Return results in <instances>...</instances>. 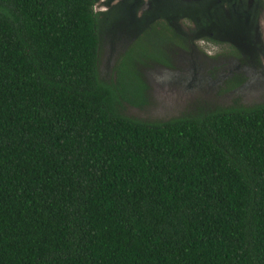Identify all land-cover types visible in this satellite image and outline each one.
Wrapping results in <instances>:
<instances>
[{"label":"trees","instance_id":"obj_1","mask_svg":"<svg viewBox=\"0 0 264 264\" xmlns=\"http://www.w3.org/2000/svg\"><path fill=\"white\" fill-rule=\"evenodd\" d=\"M95 1L0 0V264H264V103L125 114L148 104L136 67L171 66L208 8Z\"/></svg>","mask_w":264,"mask_h":264},{"label":"rangeland","instance_id":"obj_2","mask_svg":"<svg viewBox=\"0 0 264 264\" xmlns=\"http://www.w3.org/2000/svg\"><path fill=\"white\" fill-rule=\"evenodd\" d=\"M151 3V0H141L140 5L135 7V16L139 17L151 9ZM129 4L124 3L123 6ZM102 5L99 0L95 8L104 10ZM223 25L225 23L216 22L213 34L205 32L195 37L191 32L192 24L182 22V28L190 32L185 48L168 51L171 66L150 62L136 67L147 86L148 104L142 105V108L129 106L125 114L137 119L165 120L188 114L199 107L264 103V12L261 13L258 29L260 41L253 37L244 40V29L238 27L231 28L225 34ZM119 33H122V40L115 44V51L108 50L110 44L106 41L101 44L99 69L105 79L112 77L114 63L139 36L135 29H127V32L121 30ZM156 43L159 49L167 44L161 38L148 39L147 42L149 45ZM234 45H238V48ZM146 50L152 48L146 46ZM243 50H248L249 57L244 56ZM230 81L235 83L228 84Z\"/></svg>","mask_w":264,"mask_h":264},{"label":"flooded vegetation","instance_id":"obj_3","mask_svg":"<svg viewBox=\"0 0 264 264\" xmlns=\"http://www.w3.org/2000/svg\"><path fill=\"white\" fill-rule=\"evenodd\" d=\"M100 1L103 4L102 7H104V10L95 8V5L99 3V0H96L94 3L95 11H105L110 6L123 3L126 0H120V1L119 0H100ZM162 1L163 2L164 1L165 2L176 1L179 3H189V4H195L198 6L200 5L206 6L208 8L209 14H211L208 16V18L212 20V24H214V21L218 23L220 22L225 23V25L222 26L225 30L223 31L225 34L231 28L238 27L240 28V30L244 29L242 30V34L245 35L244 40L253 37L256 41H260V36L258 35V29L260 28L261 13L264 12V0H162ZM132 2L134 5L137 6V5H140L141 0H132ZM190 20L191 19L189 20L181 19L179 22L180 28L183 29L187 33H190V32L182 28V22H185V21L190 22L192 24V30H193L195 26L193 22ZM213 31L214 30L210 29L209 31H207V33L213 34ZM225 38L228 39L229 37H225ZM233 42L235 41L233 40ZM234 46L238 48V45H234ZM247 52L243 50L244 56L247 55L249 57V53ZM247 59H250V58H247Z\"/></svg>","mask_w":264,"mask_h":264}]
</instances>
